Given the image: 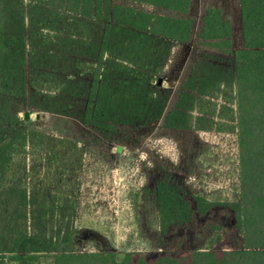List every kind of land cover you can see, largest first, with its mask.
<instances>
[{
	"label": "trees",
	"instance_id": "obj_1",
	"mask_svg": "<svg viewBox=\"0 0 264 264\" xmlns=\"http://www.w3.org/2000/svg\"><path fill=\"white\" fill-rule=\"evenodd\" d=\"M191 3L0 0V264H264V0H239L238 48L221 7L207 6L196 29ZM191 40L226 63L201 61L163 125L234 133L237 198L157 178L137 194L173 247L75 249L87 143L25 128L26 104L108 140L121 125L155 127L167 100L159 75L172 44Z\"/></svg>",
	"mask_w": 264,
	"mask_h": 264
},
{
	"label": "rangeland",
	"instance_id": "obj_2",
	"mask_svg": "<svg viewBox=\"0 0 264 264\" xmlns=\"http://www.w3.org/2000/svg\"><path fill=\"white\" fill-rule=\"evenodd\" d=\"M222 1L194 0L189 15L196 20V29L208 4L220 6ZM235 2L229 0L225 12H229L227 17L233 18V41L238 48L241 26ZM205 59L224 64L227 57L198 46L194 40L187 44L173 43L157 81L167 95L159 124L155 127L121 125L112 140L72 116L26 104L29 118L22 123L25 128L87 143L75 249L141 250L153 255L173 247L175 236H164L158 230L154 204L146 200L142 192L137 194L157 178L168 180L188 194L197 193L220 201L237 198L238 149L234 133L163 125L186 80ZM187 238L185 247H193L194 233L189 232Z\"/></svg>",
	"mask_w": 264,
	"mask_h": 264
},
{
	"label": "crops",
	"instance_id": "obj_3",
	"mask_svg": "<svg viewBox=\"0 0 264 264\" xmlns=\"http://www.w3.org/2000/svg\"><path fill=\"white\" fill-rule=\"evenodd\" d=\"M220 1H222V0H220ZM228 2H229V0H227V3L223 0L222 2H221V8H222V12H223V16L225 17V18H228V19H230L231 21H232V27H233V31H234V22H233V18L230 16V18L229 17H227L226 16V14H228L229 12H225V10L226 9H228ZM193 3H194V0H192V3H191V6H190V10H189V13L191 12V10H192V8H193ZM220 3V2H219ZM236 6H235V10L237 11V15L238 14H240V9H239V0H236ZM208 6H209V4H208ZM219 6V7H220ZM205 10V9H204ZM188 13V14H189ZM204 13V12H203ZM190 16V15H189Z\"/></svg>",
	"mask_w": 264,
	"mask_h": 264
},
{
	"label": "water",
	"instance_id": "obj_4",
	"mask_svg": "<svg viewBox=\"0 0 264 264\" xmlns=\"http://www.w3.org/2000/svg\"><path fill=\"white\" fill-rule=\"evenodd\" d=\"M160 80H161V79H159V83H160Z\"/></svg>",
	"mask_w": 264,
	"mask_h": 264
}]
</instances>
